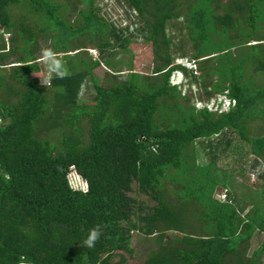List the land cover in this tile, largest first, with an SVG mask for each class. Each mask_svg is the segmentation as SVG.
Instances as JSON below:
<instances>
[{
    "label": "trees",
    "instance_id": "trees-1",
    "mask_svg": "<svg viewBox=\"0 0 264 264\" xmlns=\"http://www.w3.org/2000/svg\"><path fill=\"white\" fill-rule=\"evenodd\" d=\"M97 1L88 0L74 28L63 13L69 2L0 0V29L11 34L8 50L0 41V264H127L136 257L135 233L155 237L143 264H261L264 240L252 256L248 248L255 232H264V210L257 209L264 205L249 194L252 208L242 215L243 200L231 195L235 177L218 165L217 146L210 144L208 163L199 165L194 143L230 131L237 136L223 152L238 153L240 175H247L244 155L264 161V133L249 134L250 123L264 119V83L250 79L264 72V0H119L135 12L132 31L100 15ZM16 7L24 14H13ZM181 18L190 58L217 56L208 60L217 78L206 93L228 92L236 100L229 111L186 108L180 99H190L170 84L176 56L169 26ZM139 32L152 42V73L135 71L130 59L126 78L97 83L96 66L124 70L116 57ZM40 34L51 35L69 72L53 75L48 86L34 76L46 69L36 56ZM78 34L99 57L88 45L73 46ZM89 75L96 94L82 103ZM72 168L86 190L71 186ZM218 186L230 188L227 200L215 197ZM96 225L103 234L89 249L82 241Z\"/></svg>",
    "mask_w": 264,
    "mask_h": 264
},
{
    "label": "rangeland",
    "instance_id": "rangeland-1",
    "mask_svg": "<svg viewBox=\"0 0 264 264\" xmlns=\"http://www.w3.org/2000/svg\"><path fill=\"white\" fill-rule=\"evenodd\" d=\"M61 2H69L67 6L63 8V13L66 17V19L72 23L74 28L80 27L83 22L82 18V10L88 11V0H60ZM73 3V4H72ZM98 7L100 8L99 14L105 16L106 19H108L110 22L114 23L117 27L123 28L127 27L130 25V30H135L136 26L132 24L134 21L135 12H133L131 9L127 8L123 2H120L119 0H98L97 1ZM13 14L17 16H21L24 14V8L20 9L19 7H16L12 10ZM14 15V16H15ZM181 21L182 18L179 19L178 21H174L170 23L169 26V31L173 37V49L175 52V56H182L180 53L181 51L179 50L180 46H183L186 44V46L183 49H186L188 51V54L186 57H190L192 53V43L190 42V36L188 34V30L185 28L181 27ZM177 23V26H176ZM1 30V29H0ZM5 31V30H4ZM264 32V31H263ZM7 35H6V34ZM0 33V41L4 40L6 43V49H9V44H10V37L11 34L9 32L5 31ZM138 33V32H137ZM126 34H129L126 33ZM80 37L77 38L76 41H72L73 46L74 45H88V51L91 55L94 56V58H97L100 56V52L97 48H92L91 42H87L89 37H83L82 34ZM74 37H77L74 36ZM132 40L128 43V50L119 52L116 59H121V67L122 72H114L110 71L104 64L100 66H96L93 70L95 81L100 84H104L106 86L110 85L112 81L115 80H121L122 78H126L128 75V69H127V62L132 61L133 68L135 71L143 73V74H151L152 73V68L154 64V49L152 46V42H148L144 39V35L140 34H135V36H131ZM52 37L51 35L45 36L44 34H40L37 38V43H38V49L36 52V56H41V49L43 47H50L52 43ZM68 43V47L71 45ZM72 47V45H71ZM182 48V47H180ZM235 53L238 54L240 52V48H235ZM76 52V51H75ZM63 53H60V56H62ZM212 56V55H210ZM209 56V57H210ZM184 57V56H183ZM208 56H202L197 57L199 59V64L201 66V70L198 71V78L191 79V78H186L185 82V92L187 97L190 99L189 102H187L184 99H180V102L188 108L191 105H194L195 108L200 107L199 105V100L204 101L208 100L207 98L209 97L208 94L206 93V89L210 90L212 88L211 84L216 81L217 74H214L211 76L208 74V64L210 63L208 60L216 61L214 57L213 59H208V60H203ZM223 56L219 57L218 63H220L222 66H226L225 62H220ZM217 62L214 63V66L217 64ZM42 63V62H41ZM115 70V69H114ZM263 73V74H262ZM117 74V75H114ZM249 74V73H248ZM48 73L45 68H42L41 71L34 73V76L41 81L45 80L48 77ZM250 75V74H249ZM255 80L259 85L264 83V72H259L254 74L253 76L250 75V79ZM178 87V86H176ZM96 94L95 88L93 86V82L91 80L90 75L88 76V79L86 83L83 86V89L80 93V101L82 103L87 102V103H93L94 102V96ZM217 95L216 93H212L211 96ZM196 104V105H195ZM235 103L231 104L229 109L233 107ZM224 111V112H227ZM215 114H221L223 112L219 111H211ZM264 119L262 118H257L256 120L252 121L250 123V129H249V134L252 135H260L264 133ZM235 136H237V133H231L230 131H223L218 134H215L212 136L210 139L207 138H197L195 143H194V148H195V154H196V160L199 165H205L208 163L209 158H208V152L210 149V144L213 145V147L217 148L216 153L219 154L218 156L220 157L218 159V165L221 168H227L230 171L229 175H234V179L232 181L233 185V194L231 195H237L239 196V199L241 198L242 204H244V210L242 211V215H245L250 208H252V203H249V194L251 195V199H254L255 202H257L259 205H264V201L262 198V195L256 192V188L260 187L261 184L258 186L259 182L263 183L264 179L262 180V177L259 176L260 172L264 173V161L263 160H255V157H253L251 154L246 156L244 155L245 159H248L249 162L246 165L245 169V174L246 176L240 175L239 168L243 167V161H239L234 159L238 155L236 153L235 155H232L231 147L227 150L224 151L225 147L227 146V141L230 139H234ZM212 142V143H210ZM234 142V140H232ZM193 148V149H194ZM258 162V163H255ZM253 164H256V166H253ZM255 167V168H254ZM227 172V173H228ZM232 172V173H231ZM226 174V172H225ZM70 184L73 188L75 189H81V190H86L87 189V182L83 179V177L75 170V168H72L70 170V173L68 175ZM170 190L168 193L169 197L175 198L177 197V191H176V186H173L171 183L168 184ZM257 186V187H256ZM230 189V188H228ZM224 189L222 186H218L216 189L215 197L221 201H225L228 199L229 195H225L223 192L226 191L227 194H230V190ZM231 192V193H232ZM255 195L257 196L255 198ZM246 200V201H245ZM245 201V202H244ZM241 209V208H240ZM258 212H262L264 210V207H258ZM257 212V213H258ZM260 215V213L258 214ZM264 240V232L261 231H256L253 237L249 241V248H248V256H252L253 252L261 245L262 241ZM155 237H147L143 235H139L137 233L134 234L133 237V242L132 245L135 248V259L128 258L127 264H143V261L148 253V251L155 245ZM259 261L261 264H264V251L260 254L259 256Z\"/></svg>",
    "mask_w": 264,
    "mask_h": 264
},
{
    "label": "clouds",
    "instance_id": "clouds-1",
    "mask_svg": "<svg viewBox=\"0 0 264 264\" xmlns=\"http://www.w3.org/2000/svg\"><path fill=\"white\" fill-rule=\"evenodd\" d=\"M2 32L5 33L3 29L0 30V33ZM40 60L46 66V71L49 74L45 80L41 81V83L44 86L50 85L51 77L53 75L60 79H63L69 75L68 69L65 67V64L60 54L55 52L51 47H43L41 49ZM199 61L200 60L197 58H190L186 56L176 57L173 62V65L175 66V68L172 70L171 75H170V84L173 86H178V88L182 90V92L183 90L185 91L186 78L195 79L194 78L195 76L199 77L197 74L198 71L201 70L199 68V65H200ZM220 93L224 94L226 98L230 99L231 101L234 99L228 95V92H220ZM183 94L185 95L186 93L183 92ZM211 97L212 96H209L207 98L208 100H205V99H203L204 101L199 100L198 101L200 105L199 108L207 107L206 103L209 101ZM222 102H223V99L221 100L220 103ZM102 234H103L102 226L96 225L95 227L89 230V234L82 241V245L89 249L94 248L95 243L100 239Z\"/></svg>",
    "mask_w": 264,
    "mask_h": 264
},
{
    "label": "built area",
    "instance_id": "built-area-1",
    "mask_svg": "<svg viewBox=\"0 0 264 264\" xmlns=\"http://www.w3.org/2000/svg\"><path fill=\"white\" fill-rule=\"evenodd\" d=\"M7 35V34H6ZM223 99V102H221V100ZM235 103V99H233L232 101L230 99H227L226 96L222 93L217 95H213L209 101L206 103L208 109L210 111H227L230 107L231 104ZM226 195V191L223 192Z\"/></svg>",
    "mask_w": 264,
    "mask_h": 264
}]
</instances>
